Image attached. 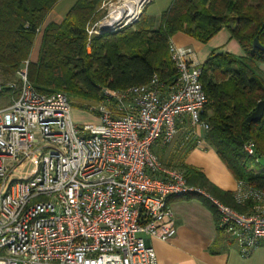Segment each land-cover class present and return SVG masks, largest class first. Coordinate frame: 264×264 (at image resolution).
I'll list each match as a JSON object with an SVG mask.
<instances>
[{
  "label": "built area",
  "instance_id": "1",
  "mask_svg": "<svg viewBox=\"0 0 264 264\" xmlns=\"http://www.w3.org/2000/svg\"><path fill=\"white\" fill-rule=\"evenodd\" d=\"M123 14L104 17L88 38L139 17L122 23ZM168 55L176 72L171 86L154 75L143 86L103 89V102L89 110L92 123L73 121L66 95L36 91L26 79L28 62L6 85L16 94L0 109V264H158L138 235L175 238L170 198L206 199L243 256L264 244L263 192L239 182L233 200L250 204L239 213L188 185L152 152L179 131L199 144L209 130L202 65L191 48L170 43ZM244 150L252 156L254 146Z\"/></svg>",
  "mask_w": 264,
  "mask_h": 264
},
{
  "label": "trees",
  "instance_id": "2",
  "mask_svg": "<svg viewBox=\"0 0 264 264\" xmlns=\"http://www.w3.org/2000/svg\"><path fill=\"white\" fill-rule=\"evenodd\" d=\"M58 1L0 0V95L16 94L6 85L18 81L26 62V79L36 91L62 93L78 109L102 103L103 89L143 86L154 75L171 86L176 79L168 55L171 38L180 33L206 44L227 29L244 55L213 52L201 66L200 84L207 98L203 118L209 125L204 139L235 181L264 193V169L254 167L264 161V114L258 122H245L264 101L259 69L264 54L253 47L254 40L264 47V0H173L158 26L142 12L134 30L127 27L90 39L87 29L101 18L104 0H78L60 24L42 29ZM39 33L38 58L32 63L29 57ZM249 144L254 146L252 156L244 150ZM180 171L188 185L207 190L239 213L247 211L248 206L235 204L230 193L213 187L198 170L182 165Z\"/></svg>",
  "mask_w": 264,
  "mask_h": 264
},
{
  "label": "crops",
  "instance_id": "3",
  "mask_svg": "<svg viewBox=\"0 0 264 264\" xmlns=\"http://www.w3.org/2000/svg\"><path fill=\"white\" fill-rule=\"evenodd\" d=\"M152 2L148 0L147 4ZM146 5L143 6V13ZM160 15L152 17L156 20V26H158ZM63 19L55 15L52 10L47 14L42 29L51 23L60 24ZM170 43L179 47L191 48L201 65L213 52L228 53L235 56L244 55L237 42L231 39L227 29L219 31L206 44H201L180 33L173 36ZM39 47L40 43L35 50H31L30 62L35 63L37 61ZM261 67L264 68V65L259 66V69ZM185 134L186 131H179L171 143L172 145L161 146L156 144L153 146L152 152L159 162L167 168L180 170L183 165L198 170L209 184L221 192L230 193L233 199L239 182L235 181L227 171L215 150L205 142V134H200L199 144L194 139L185 141ZM187 145L192 147L189 148ZM180 152L185 153L181 159L178 158ZM178 161L179 163L175 165ZM203 190L209 193L207 190ZM168 204L174 217L175 238L169 242L161 243L142 236L153 249L158 264H264V244L253 249L247 256H243L236 242L217 227L216 209L206 199L202 197L170 198ZM244 206H248L247 211H245L248 213L249 204Z\"/></svg>",
  "mask_w": 264,
  "mask_h": 264
},
{
  "label": "rangeland",
  "instance_id": "4",
  "mask_svg": "<svg viewBox=\"0 0 264 264\" xmlns=\"http://www.w3.org/2000/svg\"><path fill=\"white\" fill-rule=\"evenodd\" d=\"M77 1L78 0H59L57 2V4L55 5V7L53 8V13L55 15H57L58 17H60L61 19H63L64 15L67 14V12L70 10V8ZM133 1L134 0H104L101 4L100 9H99V14H100L101 18L96 23L101 22L104 19V17H106L108 15L113 16L114 14H118L120 11H123L126 8V5L129 2H133ZM150 1H153V2L147 4L148 1H146L142 4L141 15L143 12V6H145L147 4L145 12L143 14V16H145V17H158L162 12H164L170 6V3L172 2V0H150ZM141 15L138 17V20L135 23L128 24L124 28L130 27L132 30H134L135 29L134 24H136L140 20ZM123 17L124 18L122 20V23H124L128 19L126 16V13L123 14ZM96 23H94L93 25H95ZM91 28H92V24L89 27V29H87V30H91ZM124 28H122V29H124ZM122 29H120V30H122ZM105 33H107V32H105ZM100 35H102V34H100ZM95 36H99V35H95ZM40 40H41V34L39 33L35 39L34 46H33L32 50L33 49L35 50L37 48V45L40 43ZM260 70L264 74V72H263L264 68L261 67ZM9 102H10V99L8 98L7 94L0 95V109L7 106L9 104ZM77 103L81 104L79 102H77ZM71 105H72V103H71ZM96 106H98V104L86 105L85 106L86 109H78L74 106H71V116H72L73 121L77 124L94 122V120L96 118L93 114H91L89 112V110L96 108ZM184 155H185L184 153L180 152L178 154V156H179L178 158L181 159ZM168 156H170V155H168ZM178 163H179V161L176 162L175 165ZM254 167L257 169H264V161L261 160L259 166L255 165ZM138 237H142V235H138Z\"/></svg>",
  "mask_w": 264,
  "mask_h": 264
},
{
  "label": "water",
  "instance_id": "5",
  "mask_svg": "<svg viewBox=\"0 0 264 264\" xmlns=\"http://www.w3.org/2000/svg\"><path fill=\"white\" fill-rule=\"evenodd\" d=\"M141 15V12L139 16ZM253 47L258 50L259 52L264 54V47L259 44L257 40H254ZM264 114V101H259L256 104V107L254 111L251 113V115L245 120L247 124L255 123L261 120Z\"/></svg>",
  "mask_w": 264,
  "mask_h": 264
},
{
  "label": "bare ground",
  "instance_id": "6",
  "mask_svg": "<svg viewBox=\"0 0 264 264\" xmlns=\"http://www.w3.org/2000/svg\"><path fill=\"white\" fill-rule=\"evenodd\" d=\"M146 1L148 0H134L133 2H129L123 12L126 13L127 18L134 19L139 16L142 10V4Z\"/></svg>",
  "mask_w": 264,
  "mask_h": 264
}]
</instances>
